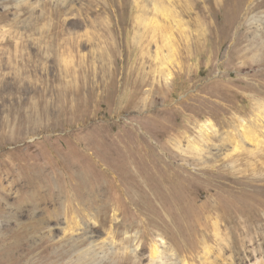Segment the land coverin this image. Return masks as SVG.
I'll list each match as a JSON object with an SVG mask.
<instances>
[{"label": "rangeland", "instance_id": "rangeland-1", "mask_svg": "<svg viewBox=\"0 0 264 264\" xmlns=\"http://www.w3.org/2000/svg\"><path fill=\"white\" fill-rule=\"evenodd\" d=\"M163 232L167 264H264V0H0V264H151Z\"/></svg>", "mask_w": 264, "mask_h": 264}, {"label": "bare ground", "instance_id": "bare-ground-1", "mask_svg": "<svg viewBox=\"0 0 264 264\" xmlns=\"http://www.w3.org/2000/svg\"><path fill=\"white\" fill-rule=\"evenodd\" d=\"M161 12H162V14H163V16L165 18L168 17V16H170V12L166 8H162ZM165 40H166V42H168V39L167 38ZM209 126L210 125H207V126H205V128H209ZM166 163H168V162H166ZM174 183L175 184L172 185L173 188H172L171 195L167 196V195H165V194L162 193L159 197H156L158 199L155 200V202H158V204H160V205H156V209H157L158 215H160L161 213H164L165 216L168 217V223L170 225H168L167 231H170V232L172 231L171 233L174 234V238L173 239L175 240V242L177 243V245L180 246L179 248H181L183 250V252H185V253L186 252H189L190 253L191 252V249H192V245L190 244V241L187 242L189 239H191L190 238V233H191L192 229L193 230L194 229L201 230L202 228H204V223H205V221H206L207 218H203L201 220L202 222L204 221V223H199V221L194 217V214L196 213V211H194L195 213L193 212V207H192L193 204H192V202H190L189 199H187L185 196L182 195L181 190H180L181 189L180 183H178V182L177 183L174 182ZM160 189L163 190V186H160ZM169 191H171V190H169ZM154 205H155V203L154 204H151L148 199L145 200V201H143V202H140V206L142 208L146 209V210H153V209H155ZM225 216H223L222 218H219V219L220 220L222 219L221 220L222 222H223V220L225 218H226L227 221H229V218L227 216L226 217ZM249 219H250V217L248 219H246V222H248ZM147 222H149V221H147ZM233 222H234V220H233ZM158 223H160L159 224L160 227L161 226L163 227L165 222L164 221L160 222V221L157 220V222H155V224L158 225ZM225 223H227V222H225ZM150 224H153V223L151 222ZM160 227H158V228L160 229ZM215 227H216V237H219L221 235V233H222V232L220 233V231L223 228V226L221 225L220 221L216 222ZM163 228H165V227H163ZM159 237L162 239V242L160 243V246L157 245L156 247H154L153 253H152V257H151V264H165L166 263L165 262V252L167 250V247H169V246H168L167 242H165V238H164L165 237V233L164 232L161 233V234H159ZM166 238H168V237H166ZM170 238H171V236H170ZM173 256H176V255L174 254Z\"/></svg>", "mask_w": 264, "mask_h": 264}]
</instances>
